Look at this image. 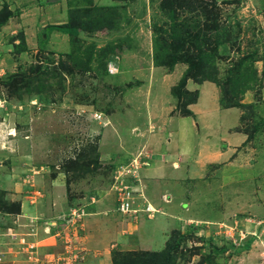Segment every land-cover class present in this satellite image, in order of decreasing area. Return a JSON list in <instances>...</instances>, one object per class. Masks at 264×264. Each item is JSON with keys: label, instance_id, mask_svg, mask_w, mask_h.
Masks as SVG:
<instances>
[{"label": "rangeland", "instance_id": "374dc122", "mask_svg": "<svg viewBox=\"0 0 264 264\" xmlns=\"http://www.w3.org/2000/svg\"><path fill=\"white\" fill-rule=\"evenodd\" d=\"M71 12L76 34L51 40ZM206 81L243 112L248 145L205 205L189 184L192 220L156 250L147 220L163 210L146 190L155 214L122 213L119 186H144V141L171 115L194 117ZM90 219L120 237L99 250ZM164 251L173 264H264V0H0V264H159Z\"/></svg>", "mask_w": 264, "mask_h": 264}, {"label": "crops", "instance_id": "0c3cea01", "mask_svg": "<svg viewBox=\"0 0 264 264\" xmlns=\"http://www.w3.org/2000/svg\"><path fill=\"white\" fill-rule=\"evenodd\" d=\"M56 1L52 0V3ZM49 2L48 5H51V1ZM62 24L65 23L57 25ZM60 36L65 38L68 35L54 31L50 38L51 40L56 38L58 42L61 40ZM46 42L47 40L42 42V45ZM197 89L202 90L201 94L199 93L200 97L188 108L192 110L194 117H186L178 113L176 116L173 115L174 117L171 115L165 120V124L161 122L163 124L160 126L161 135L151 134L144 141L146 144H153L149 150L152 153L150 167L142 175L144 176L143 184L147 186L150 201L164 212H160L154 219L147 220L146 235L151 237H148V240H151L147 243H151V247H154L158 240L159 249L156 250L164 247V236L167 231L184 221L192 220L187 217L189 213L187 208L191 204L189 189L192 183L200 186L201 194L197 198H206L210 188V178H215L217 173L223 177L234 175L237 154L248 145L247 133L239 130L243 112L239 108H224L221 105V92L217 84L206 81L197 85ZM61 189L62 186H59L57 190H54L59 203L63 200ZM174 191L181 194L177 204H172L175 197ZM168 200L171 203H168ZM205 201L206 199L201 200L200 205H205ZM168 204L173 208L167 206ZM39 207V205L32 207L31 211L34 212L29 214L35 215ZM88 221L90 222L88 227L93 231L87 232V235L93 234L89 235L91 239L88 242L96 244L99 250H104L105 246H111V241H116L120 237L116 235L114 238V235L107 230L105 223L97 224L96 220L91 219ZM95 226L97 228H94ZM59 243L57 241V244ZM114 247L112 246L113 249ZM57 248L58 246L56 251ZM92 250L95 251V249ZM95 256L96 254L93 253L92 257Z\"/></svg>", "mask_w": 264, "mask_h": 264}, {"label": "built area", "instance_id": "2783aa9c", "mask_svg": "<svg viewBox=\"0 0 264 264\" xmlns=\"http://www.w3.org/2000/svg\"><path fill=\"white\" fill-rule=\"evenodd\" d=\"M145 187L146 186H136V185L119 186L120 194L122 195L121 202L119 203L120 204L119 209L120 211H122V213H132V212L138 213V211H144L148 213L149 215H152L157 212L147 202L146 196L144 194ZM139 203H142V205H139ZM133 207H136L137 210L136 209L133 210L132 209ZM228 238H231V237L229 236ZM243 239L244 238L242 237L241 240Z\"/></svg>", "mask_w": 264, "mask_h": 264}, {"label": "trees", "instance_id": "16d2710c", "mask_svg": "<svg viewBox=\"0 0 264 264\" xmlns=\"http://www.w3.org/2000/svg\"><path fill=\"white\" fill-rule=\"evenodd\" d=\"M73 13L74 12H71L69 14V22L65 23V24H62V25H51V26H48V32H49V35L54 32V31H58L60 33L63 34H66L68 36H74L77 32V29L78 27H75L73 25H71L70 23V20H73ZM71 17V18H70ZM220 28V27H219ZM221 30H224V28H220ZM44 67L43 66H40L39 67V71H41ZM223 103V101H222ZM230 107H234V106H226V108H230ZM184 113L186 114H189V111L187 109L184 108ZM184 239V237L182 235H180L177 239V241L180 243V241ZM169 246V244H168ZM247 247H248V244H247ZM170 248V247H169ZM161 258H163L162 261L159 262V264H173L174 263V260H175V257L171 255L170 251H164L162 254H161Z\"/></svg>", "mask_w": 264, "mask_h": 264}, {"label": "clouds", "instance_id": "9594fccd", "mask_svg": "<svg viewBox=\"0 0 264 264\" xmlns=\"http://www.w3.org/2000/svg\"><path fill=\"white\" fill-rule=\"evenodd\" d=\"M144 186H145V185H144ZM146 188H147V186L145 187V190H144V194H145V196H146V192H145V191H146ZM146 197H147V196H146Z\"/></svg>", "mask_w": 264, "mask_h": 264}]
</instances>
